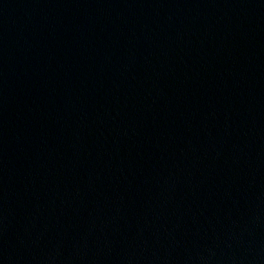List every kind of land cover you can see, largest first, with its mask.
Instances as JSON below:
<instances>
[{"label":"water","instance_id":"95a60500","mask_svg":"<svg viewBox=\"0 0 264 264\" xmlns=\"http://www.w3.org/2000/svg\"><path fill=\"white\" fill-rule=\"evenodd\" d=\"M0 264H264V0H0Z\"/></svg>","mask_w":264,"mask_h":264}]
</instances>
